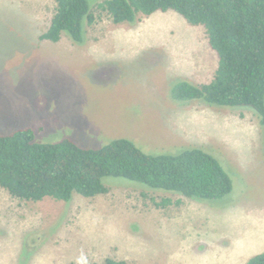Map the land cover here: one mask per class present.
Returning <instances> with one entry per match:
<instances>
[{"label": "rangeland", "instance_id": "obj_1", "mask_svg": "<svg viewBox=\"0 0 264 264\" xmlns=\"http://www.w3.org/2000/svg\"><path fill=\"white\" fill-rule=\"evenodd\" d=\"M84 42L41 40L55 0H0V134L98 149L128 139L149 155L201 149L233 190L190 199L119 177L107 195L28 202L0 188V264H247L264 253V129L249 107L176 101L209 83L219 58L203 27L176 12L112 22L90 0Z\"/></svg>", "mask_w": 264, "mask_h": 264}, {"label": "trees", "instance_id": "obj_2", "mask_svg": "<svg viewBox=\"0 0 264 264\" xmlns=\"http://www.w3.org/2000/svg\"><path fill=\"white\" fill-rule=\"evenodd\" d=\"M51 25L40 39L58 43L63 35L84 42L86 24L95 22L90 0H55ZM116 25L135 24L140 15L176 12L203 27L219 65L209 83L180 81L176 101L220 107H249L264 129V0H106L98 6ZM106 177H119L190 199L213 201L233 190L221 163L201 149L176 155H149L128 139L98 149L71 140L39 143L31 128L0 134V188L13 198L70 202L75 194L95 198L110 193ZM100 264V263H93ZM102 264H127L107 259ZM247 264H264V253Z\"/></svg>", "mask_w": 264, "mask_h": 264}]
</instances>
